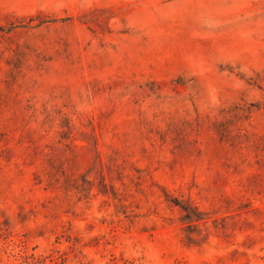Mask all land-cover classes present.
<instances>
[{"label": "rangeland", "instance_id": "1", "mask_svg": "<svg viewBox=\"0 0 264 264\" xmlns=\"http://www.w3.org/2000/svg\"><path fill=\"white\" fill-rule=\"evenodd\" d=\"M0 264H264V0H0Z\"/></svg>", "mask_w": 264, "mask_h": 264}]
</instances>
